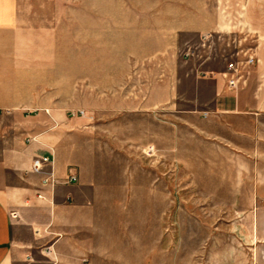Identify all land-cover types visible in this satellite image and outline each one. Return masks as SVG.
Returning a JSON list of instances; mask_svg holds the SVG:
<instances>
[{"label": "rangeland", "instance_id": "obj_1", "mask_svg": "<svg viewBox=\"0 0 264 264\" xmlns=\"http://www.w3.org/2000/svg\"><path fill=\"white\" fill-rule=\"evenodd\" d=\"M12 2L22 63L2 83L74 119L93 190L25 264H264V143L239 150L150 107L180 60L208 58L243 62L264 106V0Z\"/></svg>", "mask_w": 264, "mask_h": 264}, {"label": "crops", "instance_id": "obj_2", "mask_svg": "<svg viewBox=\"0 0 264 264\" xmlns=\"http://www.w3.org/2000/svg\"><path fill=\"white\" fill-rule=\"evenodd\" d=\"M13 16L12 0H0V44L10 46L0 47V264H25L28 256L36 258L67 222V213L93 196L75 148L66 140L74 119L58 115L64 111L58 106L41 104V94L14 96L2 83L11 78L13 66L22 63L14 59L11 46L13 33L24 28ZM179 63L175 77L161 84L164 98L152 103L151 110L166 116L179 113L208 137L249 153L258 150L264 143V106L256 88L230 89L226 60ZM40 156L53 158L44 171H53L58 179L54 187L43 183L46 173L32 170ZM72 173L80 180L66 183Z\"/></svg>", "mask_w": 264, "mask_h": 264}, {"label": "built area", "instance_id": "obj_3", "mask_svg": "<svg viewBox=\"0 0 264 264\" xmlns=\"http://www.w3.org/2000/svg\"><path fill=\"white\" fill-rule=\"evenodd\" d=\"M255 61H256L255 55L252 52H250L246 60L247 65H253ZM242 63L243 62L228 63V75L226 74V77H228V85L230 89L235 90L240 87L241 77H242L240 74V67ZM52 163H53V158H51L50 156L36 157L33 161L32 170L33 172H36V173H46L44 171V166L47 164H52ZM64 180L66 183L77 182L79 181V176L76 173H72L69 176H67ZM57 181L58 179L55 177L53 171L46 173V175L43 178V183L48 184L52 187L55 186V183ZM12 215L15 217L17 216V213L13 212ZM47 252L49 253L51 252V247L47 248Z\"/></svg>", "mask_w": 264, "mask_h": 264}]
</instances>
